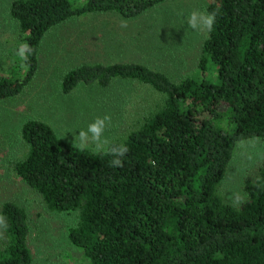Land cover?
I'll return each instance as SVG.
<instances>
[{
  "label": "trees",
  "instance_id": "trees-1",
  "mask_svg": "<svg viewBox=\"0 0 264 264\" xmlns=\"http://www.w3.org/2000/svg\"><path fill=\"white\" fill-rule=\"evenodd\" d=\"M169 0H14L9 16L32 48L28 70L0 78V101L19 96L34 78L41 40L72 18H135ZM216 23L196 69L180 81L139 63L81 64L59 81L80 86L130 80L160 99L155 111L111 144L125 143L123 167L81 150L46 122L25 121L27 146L15 174L53 212H77L68 240L89 264H264V166L235 207L219 194L238 143L264 140V0H211ZM0 264H31L27 216L13 202Z\"/></svg>",
  "mask_w": 264,
  "mask_h": 264
},
{
  "label": "rangeland",
  "instance_id": "rangeland-1",
  "mask_svg": "<svg viewBox=\"0 0 264 264\" xmlns=\"http://www.w3.org/2000/svg\"><path fill=\"white\" fill-rule=\"evenodd\" d=\"M12 1L0 0V78L20 75L16 49L23 38L9 16ZM210 2L169 0L130 19L109 13L72 18L44 35L32 81L19 96L0 101V211L10 201L26 213L31 264L89 262L67 237L68 229L77 222V212L50 211L14 172L15 163L27 151L20 137L21 125L30 119L44 121L73 145L78 132L96 117H111L105 131L110 142L137 128L160 102L149 88L119 79L106 88L80 86L63 94L61 77L85 63L133 62L160 71L173 82L184 79L196 69L208 36L207 30L189 28L187 16L193 10L207 9ZM122 19L127 21L126 28L120 26ZM85 148L96 151L92 143ZM262 166L264 140L238 143L219 186L224 202L235 207L245 204L247 184L254 182ZM5 241L0 228V248Z\"/></svg>",
  "mask_w": 264,
  "mask_h": 264
},
{
  "label": "clouds",
  "instance_id": "clouds-1",
  "mask_svg": "<svg viewBox=\"0 0 264 264\" xmlns=\"http://www.w3.org/2000/svg\"><path fill=\"white\" fill-rule=\"evenodd\" d=\"M217 12H209L205 10H193L187 16V26L194 31L207 30L211 32L216 23ZM120 26L127 27V21L121 20ZM32 54V48L26 42H21L17 49L16 55L19 57L20 67L28 70V58ZM111 125V117L105 115L103 117H96L90 122L86 129H81L75 137L76 146L83 150L89 143L95 145L97 152L113 157L110 161L113 167H123L122 158L128 153L129 148L125 143L111 144L109 139L105 137V131ZM239 202V197L237 201ZM7 218L0 214V228L6 229Z\"/></svg>",
  "mask_w": 264,
  "mask_h": 264
}]
</instances>
